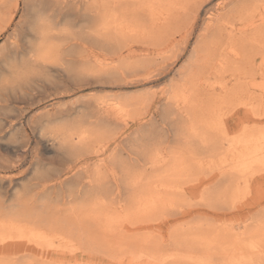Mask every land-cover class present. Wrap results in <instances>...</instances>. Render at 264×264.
<instances>
[{
	"label": "rangeland",
	"instance_id": "rangeland-1",
	"mask_svg": "<svg viewBox=\"0 0 264 264\" xmlns=\"http://www.w3.org/2000/svg\"><path fill=\"white\" fill-rule=\"evenodd\" d=\"M37 6L68 33L0 101V264L245 251L264 209V0H0V83Z\"/></svg>",
	"mask_w": 264,
	"mask_h": 264
},
{
	"label": "bare ground",
	"instance_id": "bare-ground-1",
	"mask_svg": "<svg viewBox=\"0 0 264 264\" xmlns=\"http://www.w3.org/2000/svg\"><path fill=\"white\" fill-rule=\"evenodd\" d=\"M37 3L38 2H41V0H36ZM46 2V1H45ZM40 5V3H39ZM43 6V5H42ZM37 21L31 26V32H29V34H17V36H13L14 39L11 41V50L9 51V48H8V51H9V54H8V59L11 58L9 60L10 63L6 62V64H9L8 67H7V71H8V75L7 77H5V79H3L0 83V90L1 91H4V93L1 94L0 92V101H10V98H12V96H10V92L8 91H11V92H18V91H22V90H25L27 88H31L32 87V83L30 82V78H31V75L36 72V69L34 68V64L36 63H39V58L42 56H46L49 54L50 52V48H49V45L51 46V43H53L54 41L56 40H59L60 38H62L65 34L68 33V30H67V27L64 28V27H58L56 26L52 21L50 20H46L43 16H42V12H43V9L40 7L37 6ZM36 20V19H35ZM16 37V38H15ZM29 38V39H28ZM62 41V40H61ZM62 43V42H61ZM60 43V44H61ZM64 43V42H63ZM53 45V44H52ZM7 46H8V43H7ZM10 46V45H9ZM56 46V45H55ZM57 47V46H56ZM55 47V48H56ZM60 47V46H59ZM7 49V48H6ZM54 51V50H53ZM56 51V50H55ZM64 51V50H63ZM62 55V54H61ZM2 56V55H1ZM50 57V56H48ZM84 57V56H83ZM5 58V57H3ZM80 58V57H79ZM2 59V57H1ZM57 59V58H56ZM78 59V58H77ZM47 60V58H46ZM75 60V59H74ZM3 62V60H0ZM7 61V60H6ZM88 61V60H87ZM52 62V61H51ZM54 62V61H53ZM95 62V61H94ZM45 63H47V61H45ZM49 63V61H48ZM5 64V65H6ZM3 65V64H2ZM49 65V64H47ZM1 66V65H0ZM4 66V65H3ZM2 66V67H3ZM40 66V65H39ZM67 66H70L69 64ZM50 67V66H49ZM48 67V68H49ZM46 68V69H48ZM52 68V67H51ZM1 70V69H0ZM65 70V69H64ZM74 70V75L77 77V78H82V77H86L84 76V72H83V69H82V65L79 66V67H76L73 69ZM6 71V72H7ZM52 71V70H51ZM55 71V70H54ZM58 71V70H57ZM131 71V70H130ZM3 72V70L1 71ZM65 72V71H64ZM62 73V72H61ZM72 73V72H71ZM128 73V72H127ZM66 74V73H65ZM91 75V73H90ZM119 75V74H118ZM59 76V75H58ZM63 76H66V75H63ZM87 76H88V73H87ZM61 77V76H60ZM89 77V76H88ZM1 78V77H0ZM56 78V77H55ZM59 78V77H58ZM66 78V77H65ZM68 78V77H67ZM87 78V77H86ZM52 80V79H51ZM68 80V79H67ZM62 81V80H61ZM70 81V80H68ZM81 81V80H80ZM127 81V80H126ZM43 82V81H42ZM91 82V81H90ZM93 82V81H92ZM107 82V81H106ZM109 82V81H108ZM107 82V83H108ZM64 83V81H63ZM76 83V81H75ZM130 83V82H129ZM49 84V83H48ZM60 84V83H59ZM58 84V85H59ZM109 84V83H108ZM132 84V83H131ZM35 85V84H34ZM47 85V83H46ZM52 85H54L52 83ZM57 85V84H56ZM36 86V85H35ZM38 86V84H37ZM76 86V85H75ZM83 86V85H82ZM108 86V85H106ZM79 87V86H77ZM94 87V86H93ZM105 87V86H104ZM45 88V87H43ZM50 88V87H49ZM4 89V90H3ZM74 89V88H73ZM61 90V89H59ZM71 90V89H70ZM83 90V89H82ZM65 91V89H64ZM62 90V92H64ZM78 91V90H77ZM55 93V92H54ZM67 94V93H66ZM24 95V94H23ZM28 95V94H27ZM115 95V94H114ZM17 96V95H16ZM62 96V95H61ZM26 97V96H25ZM24 97V98H25ZM86 97V96H85ZM96 97V96H95ZM111 97V96H110ZM16 98V97H15ZM108 98V97H107ZM12 100V99H11ZM18 100V99H17ZM117 100V98H116ZM8 101V102H9ZM16 102V101H15ZM106 102V101H105ZM115 101H113L114 103ZM117 102V101H116ZM2 103V102H1ZM0 103V104H1ZM11 104V103H10ZM66 105V104H65ZM83 105V104H82ZM111 105V104H110ZM113 105V104H112ZM3 106V105H2ZM5 106V105H4ZM3 106V107H4ZM7 106V105H6ZM64 105H62L63 107ZM74 106V105H73ZM78 106V105H77ZM105 106V105H104ZM69 107V106H68ZM82 107V106H81ZM1 108V107H0ZM70 108V107H69ZM79 108V107H78ZM6 109V107H5ZM24 109V108H22ZM87 110V108H85ZM12 110V109H11ZM90 110V109H89ZM101 110V109H100ZM103 110V108H102ZM3 111V109H2ZM22 111V110H21ZM70 111V110H69ZM77 111V110H76ZM4 112H6L4 110ZM18 112V111H16ZM14 112V113H16ZM72 112V111H71ZM80 112V111H79ZM101 112V111H100ZM106 112V111H105ZM20 113V112H19ZM56 114V113H55ZM53 114V115H55ZM61 114V113H60ZM105 114V113H104ZM113 114V113H112ZM19 115V114H18ZM58 115V114H57ZM56 115V116H57ZM65 115H68L65 114ZM64 115V117H65ZM75 115V114H73ZM78 115V114H77ZM5 116V115H4ZM7 116V115H6ZM71 116V115H69ZM68 116V118H69ZM17 117V115L15 116L14 115V118ZM19 117V116H18ZM23 117V116H22ZM31 117V116H30ZM49 117V116H48ZM47 117V118H48ZM52 117V116H51ZM51 117H49V120L51 121ZM63 117V116H62ZM63 117V118H64ZM72 117V116H71ZM13 118V119H14ZM55 118V116L53 117ZM73 118V117H72ZM90 118V117H88ZM109 118V117H108ZM17 119V118H16ZM58 119V118H56ZM3 120V119H1ZM44 120V119H43ZM62 120V119H60ZM79 120V119H78ZM111 120V119H110ZM53 121V120H52ZM55 121V119H54ZM82 121V120H81ZM4 122V121H3ZM40 122V121H39ZM43 122V121H42ZM46 121H44V124ZM49 122V121H48ZM5 123V122H4ZM115 123V122H114ZM79 124V123H78ZM1 125V123H0ZM5 125V124H4ZM7 126H8V123H7ZM11 125H9L10 127ZM106 127V126H105ZM192 129V128H191ZM194 129V128H193ZM99 130V129H98ZM194 131V130H193ZM133 132V131H132ZM130 136V135H129ZM247 136V134L245 135ZM75 137V136H74ZM236 137V136H235ZM248 138V137H247ZM243 139V138H242ZM69 140V139H68ZM130 140V139H129ZM66 141V140H65ZM102 141V140H101ZM41 142V141H40ZM114 142V141H113ZM149 142V141H148ZM191 144V143H190ZM192 145V144H191ZM129 147V146H127ZM157 147L159 148V146L157 145ZM64 148V147H63ZM97 149V147H96ZM195 149V148H194ZM158 150V149H157ZM212 150V149H211ZM82 151V149H81ZM260 151L262 152V157H263V162H264V144L260 147ZM157 152V151H156ZM137 154V153H136ZM249 154V153H248ZM95 156V155H94ZM124 156V155H123ZM127 156V155H126ZM254 157V156H253ZM259 157V156H258ZM39 158V157H38ZM133 159V158H132ZM241 159V158H240ZM239 159V160H240ZM259 160V159H258ZM105 161V160H104ZM107 161V160H106ZM180 161V160H179ZM242 161V160H241ZM20 162V160H19ZM18 162V163H19ZM258 162V161H257ZM15 163V162H14ZM253 163V162H252ZM4 166H6L4 164ZM3 166V167H4ZM11 166V165H10ZM9 166V167H10ZM8 167V168H9ZM185 167V166H184ZM255 167V166H254ZM7 168V167H6ZM13 168V167H12ZM91 168V167H90ZM107 172V171H106ZM114 173V172H113ZM122 173V172H121ZM109 177V176H108ZM126 177V176H125ZM149 180V179H148ZM147 180V181H148ZM155 180V179H154ZM230 181V179H227ZM120 181V180H119ZM231 182V181H230ZM232 183V182H231ZM230 183V184H231ZM116 184V183H115ZM131 184V182H130ZM83 185V184H82ZM126 185V184H125ZM233 185V184H232ZM124 186V185H123ZM127 186V185H126ZM81 188V186H80ZM115 188V187H114ZM129 188V187H127ZM150 188V187H149ZM231 188V187H229ZM96 190V189H95ZM128 190V189H127ZM151 190V189H150ZM225 190H228L227 188L223 190H221L222 192H225ZM122 191H124L122 189ZM121 191V192H122ZM139 191V190H138ZM137 191V192H138ZM214 191V190H213ZM87 192V191H86ZM109 192V191H108ZM119 192V191H118ZM151 192V191H150ZM207 192H211V191H207ZM218 193V192H217ZM220 193V191H219ZM229 193V192H228ZM231 193V192H230ZM232 193L234 194V190L232 191ZM124 194V193H123ZM225 194V193H224ZM203 195V194H202ZM212 195V194H211ZM59 196V195H58ZM117 196V195H116ZM126 196V195H125ZM231 196V195H230ZM209 197V196H207ZM75 198V197H74ZM82 198H83V195H82ZM87 198V197H86ZM204 198V197H203ZM220 199V198H219ZM81 200V199H80ZM125 200V199H124ZM212 200V199H211ZM84 202V200H83ZM109 202V201H108ZM128 202V201H127ZM126 202V204H127ZM132 202V201H131ZM210 204H211V201H209ZM85 203V202H84ZM83 203V204H84ZM87 203V202H86ZM92 203V202H91ZM217 203V202H216ZM214 203V204H216ZM72 206V205H71ZM98 207V206H97ZM96 207V209H97ZM101 207V206H100ZM129 208V207H128ZM127 208V209H128ZM131 208V207H130ZM100 209V208H99ZM260 210V209H259ZM127 211V210H126ZM113 213V212H112ZM120 213V212H118ZM128 213V212H127ZM41 215V213H40ZM115 216V215H113ZM121 217V215H120ZM38 218V217H37ZM14 219H18V218H15ZM115 219V218H114ZM113 219V220H114ZM34 221H36L35 219H33ZM40 220V219H39ZM37 224V223H36ZM250 225H252L253 227L250 229V230H253V232H255V234H253L251 236V239H248L247 243L244 241L243 243H246L244 244L245 246V251H234L233 248H230L228 249L227 247L223 248V247H218V248H221V249H218L216 247V250L214 249L213 251H210V250H197V248H195V250H191V249H188L186 251H183L181 250V252L183 251V256L180 255V257H183L184 259L186 260H189V261H193L195 263H198V264H211L213 263L214 264V261L217 260V258H219V262L218 264H264V209H262L261 211H259V213L253 217L251 219V222H249ZM249 226V225H248ZM247 227V226H246ZM247 229V228H246ZM21 233V232H20ZM24 233V231H23ZM248 233H252L249 231V228H248ZM198 234V233H197ZM36 235V234H35ZM24 236V235H23ZM40 237V236H39ZM43 237V236H42ZM191 237V236H190ZM44 238V237H43ZM186 238V237H185ZM43 240V239H42ZM219 241V240H218ZM218 241H216L217 245L218 244ZM25 242V241H24ZM44 242V241H43ZM209 242V241H208ZM19 243V242H18ZM28 243V242H27ZM94 243V242H93ZM201 243V242H200ZM207 242H204V244H206ZM53 244V243H52ZM202 244V243H201ZM54 245V244H53ZM179 245H182V244H179ZM190 245V244H189ZM194 245H197V244H194ZM199 245V244H198ZM216 245V244H215ZM216 245V246H217ZM221 245V244H220ZM13 246V245H12ZM20 246V244H19ZM45 246V245H44ZM192 246V245H191ZM205 246V245H204ZM226 246V245H225ZM228 246V245H227ZM22 247V246H21ZM42 247V246H41ZM180 247V246H179ZM178 247V248H179ZM183 247V246H182ZM190 247V246H189ZM198 247V246H196ZM215 247V246H213ZM213 247H211L213 249ZM232 247H235V246H232ZM175 248V247H174ZM205 248V247H204ZM209 248V247H208ZM223 248V249H222ZM8 249V248H6ZM38 249V248H37ZM201 249V248H200ZM25 250V249H24ZM23 250V251H24ZM174 250V249H173ZM177 250V249H175ZM239 250V248L237 249ZM57 251V250H56ZM60 251V250H58ZM27 252V251H26ZM30 252V251H29ZM171 252V251H170ZM179 252V251H178ZM20 253V252H18ZM62 253V252H61ZM145 253V252H144ZM168 253V252H167ZM141 253H139L140 255ZM156 254V253H155ZM153 254V256L155 255ZM46 255V254H45ZM144 255V254H143ZM152 255V254H151ZM160 255V254H159ZM162 255V254H161ZM160 255V256H161ZM141 256V255H140ZM157 257V255H155ZM239 257L237 261L234 260V257ZM26 257V256H25ZM142 257V256H141ZM171 257V256H170ZM179 257V258H180ZM174 258V257H173ZM22 259V258H21ZM20 259V260H21ZM133 259V258H132ZM148 259H151L150 257ZM160 259V258H159ZM182 259V258H181ZM54 261V260H53ZM154 261V260H152ZM181 261V260H179ZM178 261V262H179ZM62 262V261H61ZM123 263V262H121ZM183 264V263H182ZM186 264V263H185ZM217 264V263H215Z\"/></svg>",
	"mask_w": 264,
	"mask_h": 264
}]
</instances>
